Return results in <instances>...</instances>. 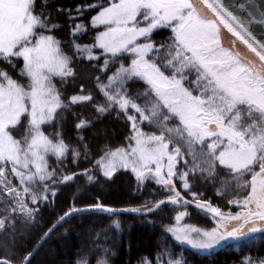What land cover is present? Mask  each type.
<instances>
[{"label":"snow or ice","instance_id":"obj_1","mask_svg":"<svg viewBox=\"0 0 264 264\" xmlns=\"http://www.w3.org/2000/svg\"><path fill=\"white\" fill-rule=\"evenodd\" d=\"M234 9L245 5L103 0L57 8L54 16L49 0H0V232L12 237L0 242V264H32L38 246L16 250L17 225L21 233L34 226L61 186L95 185L118 172L131 173L138 192L154 184L153 199L123 209L73 206L45 237L73 214L147 217L166 208L176 215L174 224L162 225L164 233L195 250L264 233V39ZM62 14L67 40L56 34ZM165 31L167 38L157 40ZM90 32L93 42L82 43ZM78 65L93 87L78 82ZM133 83L142 89L135 95ZM105 120H123L127 131L120 144L97 140L94 148L86 133ZM196 180L234 186L239 191L227 204L238 210L214 205L194 190ZM190 206L214 226L183 224ZM173 254L158 250L154 261L138 264H162L165 255V264H182ZM108 256L104 248L96 264H110ZM240 264H264V257L244 256Z\"/></svg>","mask_w":264,"mask_h":264},{"label":"trees","instance_id":"obj_2","mask_svg":"<svg viewBox=\"0 0 264 264\" xmlns=\"http://www.w3.org/2000/svg\"><path fill=\"white\" fill-rule=\"evenodd\" d=\"M102 3L103 0H49L50 10L55 16L57 8L75 9L79 4ZM86 13L85 23L91 19V15ZM62 25L61 30L56 34L58 38L68 39L69 24L66 15L55 17ZM102 30V29H101ZM95 33L83 37L82 43H92ZM168 33H160L156 39H166ZM81 72L78 82H84L87 87H93V81L86 79L83 69L78 65ZM114 70V69H113ZM111 74V73H109ZM138 90H142L139 84L130 85L131 95H135ZM73 86H69L68 93L71 94ZM143 103L141 99L139 101ZM91 115V110H85ZM67 128H72V116L67 117ZM127 131L123 120H105L97 123L92 131L86 133L96 146V141L107 139L113 145H118L123 140V135ZM48 132H53L52 128ZM72 142H75V133L70 135ZM75 168V165H68ZM194 190L202 192L204 196L216 206H221L224 211H237L233 205H228L227 200L232 198L234 193L239 191L234 186L223 188L218 180L205 184L203 181H191ZM135 178L131 173L118 172L112 180H105L100 177V182L95 185H87L84 181L70 183L68 186H61L56 197L51 200L46 207L42 208L40 216L34 226H29L21 233L22 225H17L16 250H22L27 246L28 251L33 248L43 238L45 233L51 228L60 216L69 211L73 206L84 209L93 202H99L105 206L115 209H123L130 206H138L142 202L151 201L156 194V186L149 184L147 187L136 190ZM220 189L224 194L217 195ZM242 194V193H241ZM191 199V197H187ZM2 207V204H0ZM184 211L185 209H179ZM189 215L186 223L200 227L210 217L197 209L189 207ZM175 212L166 208L164 212L147 217H139L125 214L110 215L107 213H97L90 211L86 214H73L71 218H66L46 239L43 245L35 253L32 264H75L76 260L83 257H90L91 264H96L97 257L101 256L103 249L109 250L108 259L110 264H138L142 258L154 261L158 250L174 253L172 259H181L182 264H240L244 256L264 257V233H256L252 239L232 242L220 250L210 254H199L191 249L176 243L170 233H164L162 225L174 224ZM118 223L119 227H116ZM206 226V225H202ZM200 228H204V227ZM12 237L0 232V242L11 241ZM168 247L165 248L164 246ZM100 246V247H98ZM159 246V247H158ZM79 253V255H77ZM115 253V255H111ZM169 255L164 256L162 264L169 259Z\"/></svg>","mask_w":264,"mask_h":264},{"label":"water","instance_id":"obj_3","mask_svg":"<svg viewBox=\"0 0 264 264\" xmlns=\"http://www.w3.org/2000/svg\"><path fill=\"white\" fill-rule=\"evenodd\" d=\"M224 2L226 4H237V5L241 3L244 4L245 10L241 11L239 9H234V11L236 12V14L240 15L242 19L247 18L251 20L252 22L248 25L250 30L253 31V34L257 37V39H264V23H260V21L264 18H262L259 14L260 11H264V0H224ZM249 12L252 13L251 17L248 16ZM117 214L140 216V215H134L130 213H117ZM58 226H56L54 230ZM52 232L47 237H45L44 235V237L39 241V243L36 245V247L38 246V250L43 245V243L46 241V239L52 234Z\"/></svg>","mask_w":264,"mask_h":264},{"label":"rangeland","instance_id":"obj_4","mask_svg":"<svg viewBox=\"0 0 264 264\" xmlns=\"http://www.w3.org/2000/svg\"><path fill=\"white\" fill-rule=\"evenodd\" d=\"M102 29V28H101ZM103 30V29H102ZM235 207V206H234ZM187 217V216H186ZM186 217H185V219H184V221H182V223L183 224H188V223H186ZM188 225H191V226H194V227H198V226H195V225H192V224H188ZM202 225H206V226H202ZM201 226L202 227H204V228H202V229H210L212 226H214L213 225V221L211 220V218H209V219H207V221H205L203 224H202ZM200 226V227H201ZM174 239V238H173ZM175 241V240H174ZM176 242V241H175ZM233 241H229V242H227V243H224L222 246H218V247H216V248H214V249H212V250H209V251H201V250H195V249H192L190 246H188L187 244H180V243H178V242H176V243H178L179 245H181V246H183V247H186V248H188V249H191L192 251H194V252H196V253H199V254H210V253H213V252H216V251H218V250H220L221 248H223L224 246H226V245H228V244H230V243H232Z\"/></svg>","mask_w":264,"mask_h":264}]
</instances>
